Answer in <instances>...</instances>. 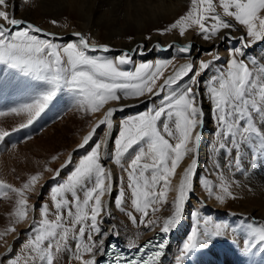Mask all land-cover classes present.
Here are the masks:
<instances>
[{
	"label": "snow or ice",
	"instance_id": "1",
	"mask_svg": "<svg viewBox=\"0 0 264 264\" xmlns=\"http://www.w3.org/2000/svg\"><path fill=\"white\" fill-rule=\"evenodd\" d=\"M10 7L9 0H0V65L36 81L41 90L27 102L7 112L0 111V116L8 112L27 114V125H31L61 92L71 95L73 106L78 110L90 113L121 100L145 96L161 99L158 105L120 122L111 153L108 143L113 118L124 106L106 108L103 119L84 137L81 147L92 140L101 126H106L108 131L79 160L66 180L52 189V207L47 202L40 206V218L30 221L32 235L24 243L21 255L9 264H61L62 255H66L65 264H98V255L106 254L108 247L113 252L116 250V244L106 242L104 237L110 234L119 237L115 226L109 232L102 227L105 218L111 215L110 203L105 198L111 199L114 191L116 209L125 212V204L130 199L131 208L140 214L138 220L133 211H127L131 222L152 230L159 227L162 235L140 245L137 241L142 233L138 232L136 239L126 245L129 251L135 250L136 255L118 253L113 257V264H163L169 245L167 234L181 223L185 203L194 191L205 125V96L215 125L210 156L212 170L199 177L207 196L221 204L226 199H236L232 191L236 181L232 176L244 170L245 156L252 162L264 163V60L242 58L244 49L264 41V0H191L187 14L163 30L178 29L184 36L189 29H196L205 41L230 39V35L221 33L237 30V25L246 30V36L240 37L242 47L229 49L226 65L217 67L215 73L203 81V92L200 77L221 59L218 52L209 53L212 59L199 60L198 66L188 60L175 68L173 58L157 60L154 64L141 62L128 70L125 66L134 63L128 51L114 58L92 55L90 53H108L111 49L108 45L90 42L78 32L74 33L76 41L59 44L54 34L44 33L40 27L16 18ZM191 50V44L178 49L185 54ZM169 65H173L174 71L165 76ZM185 77L189 78L188 83H182ZM9 135L0 128V141ZM108 158L126 174L127 193L123 176L116 189L113 172L104 163ZM186 158H190L191 163L183 169L175 187L172 213L163 218L161 224L159 217H152L168 203L172 180ZM38 179L32 176L23 189L0 181V194L6 195L10 190L21 197L17 202L18 222L28 219L30 207L35 209L28 205L24 190H30ZM191 216L193 224L176 257L177 264H185L192 255L208 249L229 230L236 231L230 229L229 224L215 222L211 216H201L196 211ZM242 228L247 230L249 250L260 246V251L264 252V224L242 222Z\"/></svg>",
	"mask_w": 264,
	"mask_h": 264
},
{
	"label": "bare ground",
	"instance_id": "2",
	"mask_svg": "<svg viewBox=\"0 0 264 264\" xmlns=\"http://www.w3.org/2000/svg\"><path fill=\"white\" fill-rule=\"evenodd\" d=\"M20 1L22 2L17 8L14 6L16 5L14 0H9L11 6L10 11L16 18L40 27L43 29L44 33L54 34L55 42L59 44L76 41L77 37L74 33L78 32L88 38L90 42L108 45L111 49L108 53H90L92 55H107L114 58L122 52L128 51L134 61L133 64L125 66L128 70H132L135 65H138L141 62L154 64L157 60H168L173 58V65L175 68H178L188 60H191L198 66L199 60H210L212 59V56L209 55V53L218 52L221 59L216 62L210 71L203 74L204 80H207L215 73L217 67L226 65L230 56L229 49L242 47L243 42L240 40V37L246 36V30L239 25L236 26L237 30H224L221 35H230L231 38H225L223 40L216 38L211 41H205L202 36L197 34L196 29H189L184 36L179 34L178 29L172 30L171 32H163V30L167 29L176 19L187 14L191 8V0ZM53 21H56V23L53 24ZM232 22L235 23V21ZM42 38L49 37L42 36ZM188 44L192 45V50L189 54L178 51L179 47ZM244 51L245 56L242 58L247 61H251L253 58L264 60V41H258L251 47L244 49ZM173 65H169L165 69V76L172 74L174 71ZM9 76L10 77L3 78L4 80L0 81V87H3L0 88V104H3L2 107L0 106V111L5 112H7L9 108L6 107L8 100L12 103V105L9 104L11 107L24 103V101H28L31 98H27V95L31 93V82L27 83V87H23L26 81L24 77L19 76L18 72L11 73ZM159 83H162V80L159 81ZM6 87L9 89V92L6 91ZM18 87H20L21 90H24L27 94L24 100H18L19 93H15V89ZM203 91L204 84L202 92ZM149 99H151L149 96H145L139 99L121 100L119 103L111 102L106 108H120L121 106H124L125 110L126 107H131L137 103L147 102V110L154 105H158L160 102V100H155L152 103H149ZM203 107L206 116L200 146L197 179L194 181V191L190 194L192 197H190L185 203L181 223L171 231V236L174 237V241L169 242L166 249V255L162 258L163 264H177L176 257L179 255L182 244L191 230L193 224L191 213L194 211L199 212L201 216H211L215 222L229 224L230 229L234 227L236 231L232 232L229 230L224 237L234 238L240 243L243 240L242 238L249 239L247 230L242 228V222L244 224L251 222L261 224L260 221L254 220V216H257L260 220L264 219V170L262 162H252L247 156H245L244 170L235 172L232 176L236 181V184L232 188L236 199H226L223 204L216 201L213 197H208L207 193L199 183V177L207 175L212 170L210 156L211 143L214 140L215 131L210 104L207 101L206 96L204 98ZM106 108L100 111L99 115L101 114L102 118L99 116V120L103 119ZM122 112L123 111H117L113 118L114 127L108 143L109 153L113 150V142L111 141H113L118 134L119 124L126 118ZM11 114L13 113L8 112L6 115L0 116V123H4L7 121L6 119H11ZM14 115V119H17L16 117L19 118V115ZM22 115L24 114L22 113ZM14 119H11L12 122ZM102 138L103 137L97 142ZM79 146H81V143L73 144V146L69 148L62 162L64 165L68 164V161L71 158H68L69 152L74 147ZM74 155L75 154L72 156ZM85 155L86 154H82L80 158H83ZM221 159H223V157H221ZM104 163L112 170L115 179V173L117 174L118 167L116 168V165L112 162L111 158L105 159ZM190 163L191 159L186 158L177 169V175L172 180L173 190L168 194V203L160 208L155 216L152 217L153 219L159 217L160 222L162 223L163 218L171 215L172 201L176 196L175 187L179 184L183 169ZM211 178L215 180L214 176ZM115 186L118 190L119 186L117 182ZM125 191L126 193L128 192V190ZM115 195L116 192L114 191L111 199L108 197L105 198L110 203L111 215L105 218L102 227L105 232H109V230L115 226L116 231L119 233L117 240L119 244L122 243V246H126L127 243L136 239V234L138 232L142 233L137 241L139 244L143 239L147 238L158 229V227H156L155 230H152L143 225L133 224L126 215V212L133 211V214L137 216L138 220L140 214L135 213L131 208L130 199L125 204V212L116 209L114 205ZM195 198V205H193L191 202ZM201 200L206 204L199 207V205H201ZM37 214L38 210L33 209L29 215L28 221L24 225L18 226V229H15V231H9V228L3 225L4 228H1L0 230V264H9V261L14 260L17 256L21 255L24 243L32 235L30 221L33 218L36 219ZM219 218L223 219L221 220ZM110 237L111 234L109 237H104L106 242ZM98 257L101 256L98 255ZM60 260L61 264H65L66 255H62Z\"/></svg>",
	"mask_w": 264,
	"mask_h": 264
},
{
	"label": "rangeland",
	"instance_id": "3",
	"mask_svg": "<svg viewBox=\"0 0 264 264\" xmlns=\"http://www.w3.org/2000/svg\"><path fill=\"white\" fill-rule=\"evenodd\" d=\"M21 2L20 0H14L16 4L14 6L18 8ZM11 73H16V71L0 65V81L4 80L3 78L10 77L9 74ZM19 76L23 77L20 73ZM24 79L26 82L23 87H27V83L31 82V93L27 95L20 87L16 88L15 93H19L18 100H24L26 95L27 98L33 97L37 94L38 90H40V88L36 86V81L26 77H24ZM200 79L202 82L206 81L203 75ZM188 80L189 78L185 77L182 83H188ZM200 87L202 91L203 83H201ZM6 91L9 92V89L7 88ZM155 100H160V97L151 98L148 102L152 103ZM25 102L27 101H24V103ZM146 103H137L131 107H126L122 113L126 118L142 113L146 110ZM9 104L12 105L11 101L8 100L6 103V107H9L8 109L15 107H10ZM0 106L2 107L3 104H0ZM99 113L100 111L90 113L88 111L78 110L73 106L71 95L67 92H61L31 125H27V114H19V118L16 117L17 119H14L15 115L11 114L10 117H12V120L14 119L13 122L9 118L6 119L7 121L4 123H0V128L10 133L3 141H0V181L11 185L12 188L23 189V186L30 181L32 176L36 175L39 177L38 181L30 190H24L28 205L35 206V209L38 210L36 219L40 218L39 208L41 205L47 202L49 207H52L50 199L52 189L66 180L69 173L73 171L81 159V155L87 154L89 150L91 151L94 144L97 143L107 131L106 126L105 128L101 126L96 130L92 140L86 146L74 147L68 154V158H72L71 163H68L67 167L62 168L64 165L62 162L69 148H71L73 144H83L84 137L87 136L98 123L99 116H101ZM100 118H102V116ZM22 124L27 126L21 128L20 126ZM13 127L17 129V131H12L14 129ZM73 154L75 155L72 156ZM116 168V182L119 186L120 177L123 176L124 187L125 190H127V176L122 172L119 166L116 165ZM48 169H51V171ZM58 170H61L60 175L54 179L53 177ZM20 198L21 197L16 192L10 190L7 191L6 195L0 194V230L4 228V226L9 229L17 230L18 226L24 225L28 221L29 215L33 211L31 207L29 208L28 219L21 222L17 221L16 212L19 207L17 202ZM195 201L196 198L191 204L195 205ZM205 204L206 203L201 200V205H199V207ZM223 218L219 219L222 220ZM254 220H258L261 224H264V219L260 220L257 216H254ZM171 238V242H173L174 237L171 236ZM242 239L240 243L234 238H217L212 242L211 247L202 250L198 254L192 255L185 264H264V252L260 251V246L249 250L246 243L248 239Z\"/></svg>",
	"mask_w": 264,
	"mask_h": 264
}]
</instances>
